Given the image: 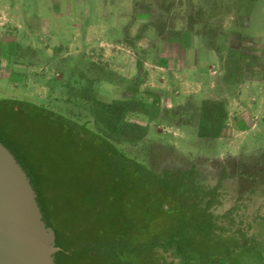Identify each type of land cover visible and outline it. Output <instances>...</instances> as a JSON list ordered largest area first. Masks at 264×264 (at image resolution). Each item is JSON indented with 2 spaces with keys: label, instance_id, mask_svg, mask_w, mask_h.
<instances>
[{
  "label": "rangeland",
  "instance_id": "1",
  "mask_svg": "<svg viewBox=\"0 0 264 264\" xmlns=\"http://www.w3.org/2000/svg\"><path fill=\"white\" fill-rule=\"evenodd\" d=\"M237 4L0 0V98L85 123L157 173L195 165L210 186L225 173L220 228L193 241L196 264H264V0L249 15ZM21 110L3 128L55 194L74 170L69 143Z\"/></svg>",
  "mask_w": 264,
  "mask_h": 264
},
{
  "label": "trees",
  "instance_id": "2",
  "mask_svg": "<svg viewBox=\"0 0 264 264\" xmlns=\"http://www.w3.org/2000/svg\"><path fill=\"white\" fill-rule=\"evenodd\" d=\"M255 1L238 0L236 12L242 9L249 15ZM18 109L53 124L65 134L72 151L74 170L64 174V183L53 194L0 119V141L26 170L43 219L55 230L60 247L56 264H173L176 257L196 264L191 260L193 241L213 236L220 228L215 206L224 172L213 186L197 180L195 165L160 174L85 123L27 100L0 98V118L16 115ZM191 109L177 106L172 112L185 114ZM197 116L199 130L205 133L207 125L201 126L200 113ZM226 117L222 108L216 119Z\"/></svg>",
  "mask_w": 264,
  "mask_h": 264
},
{
  "label": "water",
  "instance_id": "3",
  "mask_svg": "<svg viewBox=\"0 0 264 264\" xmlns=\"http://www.w3.org/2000/svg\"><path fill=\"white\" fill-rule=\"evenodd\" d=\"M59 250L26 170L0 141V264H56Z\"/></svg>",
  "mask_w": 264,
  "mask_h": 264
},
{
  "label": "crops",
  "instance_id": "4",
  "mask_svg": "<svg viewBox=\"0 0 264 264\" xmlns=\"http://www.w3.org/2000/svg\"><path fill=\"white\" fill-rule=\"evenodd\" d=\"M241 118H242L241 115L238 116V115H236V113L231 114L229 112L228 120L229 119H231V120L228 123H230V124L232 123V125L234 126V128H237V130H242L243 126L241 125V120H240ZM245 130H249V126L246 127Z\"/></svg>",
  "mask_w": 264,
  "mask_h": 264
}]
</instances>
